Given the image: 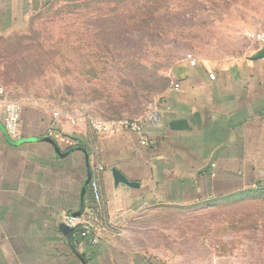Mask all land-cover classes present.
<instances>
[{"label": "crops", "instance_id": "crops-1", "mask_svg": "<svg viewBox=\"0 0 264 264\" xmlns=\"http://www.w3.org/2000/svg\"><path fill=\"white\" fill-rule=\"evenodd\" d=\"M55 1L0 0V36L25 30ZM219 14L227 16L228 26L215 22L221 36L203 37L204 42L210 49L246 48V53L226 60L197 58L195 66L183 56L172 70L171 86L160 96L156 118H147L144 125L145 145L130 130L101 135L43 108L20 106L13 140L55 139L58 134L60 150H87L90 181H98L102 196L97 223L104 229L96 244L73 231L67 239L59 230L79 208L87 173L83 152L57 157L46 141L14 145L0 129V264H199L213 259L231 264L232 257L219 255L212 245L202 261H172L184 258L166 254L164 241L174 233L169 226L183 221L130 216L143 209H190L264 193V56H258L264 45L256 38L251 47L245 44L250 32L247 25L242 28V15ZM238 36L245 39L244 47L237 45ZM2 118L0 107L3 125ZM96 163L103 166L99 173ZM84 198L81 215L95 204L90 182ZM222 224L231 225L228 220L208 223ZM222 238L228 242L233 236Z\"/></svg>", "mask_w": 264, "mask_h": 264}, {"label": "rangeland", "instance_id": "rangeland-1", "mask_svg": "<svg viewBox=\"0 0 264 264\" xmlns=\"http://www.w3.org/2000/svg\"><path fill=\"white\" fill-rule=\"evenodd\" d=\"M226 11L243 16L242 28L250 32L245 44L254 45L255 34L264 31V0H57L25 30L0 36V85L20 106L56 111L58 119H77L93 132L94 121L144 126L186 53L222 60L246 53V48L210 49L204 42L203 37L221 36L215 22L227 27V16L219 14ZM238 37L237 45L244 47L245 39ZM138 211L129 215L183 221L169 226L174 233L164 241L166 254L184 258L172 261H202L212 245L214 252L232 257L231 264H264L261 191L190 209ZM214 220L231 225H208ZM224 230L231 241H221Z\"/></svg>", "mask_w": 264, "mask_h": 264}, {"label": "built area", "instance_id": "built-area-1", "mask_svg": "<svg viewBox=\"0 0 264 264\" xmlns=\"http://www.w3.org/2000/svg\"><path fill=\"white\" fill-rule=\"evenodd\" d=\"M256 40L264 45V31L255 34ZM184 59L190 66H195L197 64L196 58L191 53H186L184 55ZM174 88L178 87L177 83L173 84ZM0 107L2 109L3 118L2 123L3 126L8 133V135L13 138L15 137L17 130V122L19 118V103L9 100L6 96V92L4 88L0 85ZM54 117H57L58 113L56 111L52 112ZM153 118H156V114L152 115ZM72 124L78 123L77 119L70 118ZM91 128L97 133L101 135H112L118 133L122 130H130L137 134L139 141L142 145L147 144L148 138L146 133L144 132V126L136 121H128V120H120V121H94L91 123ZM61 136L54 134V138L59 139ZM65 142L70 143L67 139ZM103 170V166L101 163L95 164V171L99 173ZM90 187L93 193V197L95 199V204L92 209H90L87 213L76 217L70 218L67 217L66 222L69 226L73 228L80 226L81 233L80 235L83 238H87L91 244H96L99 240V236L101 231L104 229V226L97 223V214H100L102 196L100 192V188L98 185V181L94 178L90 181ZM199 264H220L216 260H210L208 262H203Z\"/></svg>", "mask_w": 264, "mask_h": 264}, {"label": "water", "instance_id": "water-1", "mask_svg": "<svg viewBox=\"0 0 264 264\" xmlns=\"http://www.w3.org/2000/svg\"><path fill=\"white\" fill-rule=\"evenodd\" d=\"M258 56H264V48H263V51ZM0 129H1L2 133L4 134L5 138L7 139V141L11 144H14V145L20 144L24 141L41 140V141L48 142L52 146L54 153L57 157H65L74 151H81L84 153L87 173H86V177L83 181V184H82V187L80 190L79 208L76 211L69 213V215H68V217H70V218L79 217L83 213V210H84V199H85L84 196H85V192L87 190V186H88V184L90 182V178H91V166L89 163L87 150L82 146H74V147H70V148L62 151V150H60V147H59L58 143L56 142V140L51 138L50 136L23 138V139H20L18 141H15L8 135L4 126L1 123H0ZM73 229L74 228L72 226H69L66 223L62 222L59 224V230L67 237V239H70V234L73 231Z\"/></svg>", "mask_w": 264, "mask_h": 264}, {"label": "trees", "instance_id": "trees-1", "mask_svg": "<svg viewBox=\"0 0 264 264\" xmlns=\"http://www.w3.org/2000/svg\"><path fill=\"white\" fill-rule=\"evenodd\" d=\"M93 207H94V206L89 207L88 209L90 210V209H92ZM73 232H74L76 235H79L81 238H83V237L80 235V233H81V227H80V226L75 227V228L73 229Z\"/></svg>", "mask_w": 264, "mask_h": 264}]
</instances>
